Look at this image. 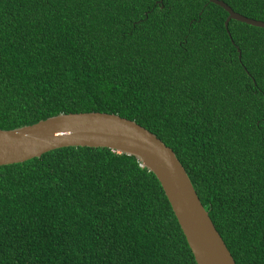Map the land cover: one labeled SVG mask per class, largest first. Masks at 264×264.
<instances>
[{
  "label": "trees",
  "instance_id": "16d2710c",
  "mask_svg": "<svg viewBox=\"0 0 264 264\" xmlns=\"http://www.w3.org/2000/svg\"><path fill=\"white\" fill-rule=\"evenodd\" d=\"M223 1L264 21V0ZM227 16L209 0H0V129L135 121L172 148L235 263L264 264V28ZM0 264L196 262L152 172L68 146L0 166Z\"/></svg>",
  "mask_w": 264,
  "mask_h": 264
},
{
  "label": "water",
  "instance_id": "95a60500",
  "mask_svg": "<svg viewBox=\"0 0 264 264\" xmlns=\"http://www.w3.org/2000/svg\"><path fill=\"white\" fill-rule=\"evenodd\" d=\"M209 1L228 13L226 29L231 19L264 28V21L234 11L223 0ZM68 146L106 147L134 156L160 183L196 264H236L172 148L133 120L106 112H70L0 129V166Z\"/></svg>",
  "mask_w": 264,
  "mask_h": 264
}]
</instances>
